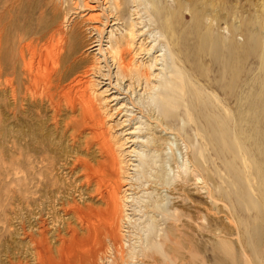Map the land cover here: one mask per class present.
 <instances>
[{
  "label": "rangeland",
  "instance_id": "1",
  "mask_svg": "<svg viewBox=\"0 0 264 264\" xmlns=\"http://www.w3.org/2000/svg\"><path fill=\"white\" fill-rule=\"evenodd\" d=\"M66 14L69 20L62 23ZM90 16L97 17L85 19ZM113 22H118L112 27L116 35L109 33ZM133 23L136 32L146 33L141 39L160 36L153 41L158 47L154 54H164L158 70H153L161 72L160 80L173 70L179 73L175 81L179 83L174 82L178 85L172 101L174 116L168 106L161 108L167 105L163 94L164 104L161 101L157 107L149 103V92L135 89L133 93L127 90L129 82L116 81V69L109 59V67L101 62L98 47L79 50L83 58L79 71L94 63V56L101 60V72L95 70L86 78L88 93L111 143L132 163L125 165L123 179L137 183L138 189L127 211L123 227L127 232L120 234L123 247L106 240L101 251L90 257L73 240L75 247L66 246L60 254L62 240L48 237L51 252L46 258L56 259L49 264H82L85 256L89 257L85 264H115V260L116 264H264V0H0V27H5L7 36L0 44V52L7 56L1 63L5 70L0 66V82L16 79L20 71L19 43L36 41L48 25L69 33L77 29L81 38L86 25H98L106 48L109 38L121 37ZM18 31L26 35L13 40ZM153 42L146 43L148 48ZM33 44L40 47L44 41ZM150 55H142L139 62L148 61ZM9 90V85L0 84V264H34L30 258L41 235L34 233L29 176L17 172L13 157V144L20 136L21 143L28 144L24 134L28 131L15 119ZM34 117L38 122L32 127L39 134V120L45 118ZM126 138L134 142L124 145ZM183 178L192 199L190 243L184 240L189 249L180 241L176 252L158 246L153 257L142 256L141 250L155 245L165 231L168 219L163 213L172 203L170 186ZM54 179L63 181V176ZM71 182L64 181L54 193H66ZM55 205L50 201L43 212H54Z\"/></svg>",
  "mask_w": 264,
  "mask_h": 264
},
{
  "label": "bare ground",
  "instance_id": "2",
  "mask_svg": "<svg viewBox=\"0 0 264 264\" xmlns=\"http://www.w3.org/2000/svg\"><path fill=\"white\" fill-rule=\"evenodd\" d=\"M103 1L107 2V0ZM69 14L62 17V23L68 22ZM133 14L137 15L135 19H139L140 16L136 10ZM84 15L82 16L84 17ZM96 17L90 16L89 19H85L91 21L90 19L95 20ZM108 17L113 18V15H108ZM116 24L118 22L111 24L110 35H116L113 30ZM136 24H142V22L138 21ZM112 27L114 28L112 29ZM134 27L133 23L121 37L109 38L108 46L103 48L101 45L103 36L98 25H86L82 38V35L80 36L82 32L77 29L75 32L69 33L61 27L54 29L53 26L50 29L51 25H48L46 32L38 37L44 41L42 46L37 47L33 44L38 39L36 41L30 39L22 46L19 43L17 51L19 63H21L20 71L16 72V79H4L0 82V84L9 85L15 119L27 125L28 132L24 134L28 144L21 143V136L18 139L15 137L17 140L13 144L15 148L13 157L17 172L29 176L31 202L35 205L33 221L36 231L34 233L37 232L41 235V238L38 236L39 239L36 240L30 258L35 261L34 264H49L56 261L52 257L46 258L47 252H51L48 237L51 239L57 237L58 240H62L63 246L59 250L60 254L64 253L66 246L68 249L75 247L72 242L77 240L76 246L83 247L84 250L86 249L85 253L94 257L100 250V244L106 240L112 241L114 245L111 244L114 247L120 246V234L124 235L122 233L127 232L123 227L128 222L127 211L131 210L132 195L138 187L135 186L137 183L127 182L123 178L126 175L125 165H132V163L122 156L124 151L116 149L111 143L108 130L104 126V120L97 112L98 107L88 93L89 82L86 80L89 79L86 78L95 70L101 72L103 67L100 65L101 60L106 67H109V59L116 69L115 74L118 77L116 81L124 79L129 82L127 90L130 92L135 93V89L149 92V103L153 102L156 106L157 104L161 105V94H163L167 105L161 106V108L168 106L171 116H174L172 104V101H175L174 95H176L174 90L178 86L175 84L179 83L175 82L178 81L179 73L174 70L169 73L170 75L168 74L167 79L163 77V82V79L160 80L161 72L153 71L158 70L157 65L161 64L159 60L164 61V54L157 55L153 51L158 48L155 42L160 36L150 35L154 38L152 40H148L149 36L148 39L146 36L141 39L140 37L146 33L136 32ZM136 28L142 27L136 25ZM5 30V27H0V44L6 42ZM23 31L25 32V30ZM28 31L30 34V29ZM22 33L18 31L17 37L16 33L15 36L13 33V40L17 38L19 41L22 38L20 37ZM24 34L26 35V33ZM150 42H153L154 45L152 44L148 48L146 43ZM96 47L102 52L103 59L99 61L98 57H91L95 59L94 63L83 67L81 71L76 69L83 61L82 53L79 50L81 48L95 50ZM148 54H151L148 61L139 62L142 59L138 58ZM129 55H131V59H128ZM159 56L162 57L159 59ZM6 57V52L1 50L0 66L3 70H5V64L1 63L6 62ZM106 75L102 73V76ZM83 79L85 80L83 81ZM160 82H162L161 85H159ZM113 99L114 97H112ZM154 104H152L153 107ZM161 108L159 107V109ZM34 116L39 118L44 116L45 118L44 121L43 119L39 120V125L37 123L41 127L39 134H37L38 131L36 132L37 129L32 127L33 124L36 126L34 121L38 122ZM37 135H40V139ZM126 142L134 141L126 138L124 145ZM184 167H186L185 164ZM55 175L63 176V181L54 179ZM72 177L75 181L71 182L69 179ZM176 180L169 189L172 203L168 212L164 211L163 213L159 207L155 208L156 211L167 216L168 225L166 224L167 227L164 229L165 231L163 230V234L158 236V242L155 245L149 244L148 248L141 250L142 256L153 257L158 246L163 250L170 248L176 252L180 241H183V248L189 249L184 240L190 239L188 230H190V221L193 218L191 215L192 199L189 196V191L185 190L189 189L187 178ZM64 181L66 184L71 182L66 188V193L62 194V191H57L55 194V190L59 186H63ZM125 185H129V187L122 190ZM50 201L56 203L54 212L50 210L43 212ZM180 206L182 208H179ZM122 254V251L119 255L116 253L119 256L117 259L120 261L123 257ZM85 257L81 261L82 264H85L89 258L85 259Z\"/></svg>",
  "mask_w": 264,
  "mask_h": 264
}]
</instances>
